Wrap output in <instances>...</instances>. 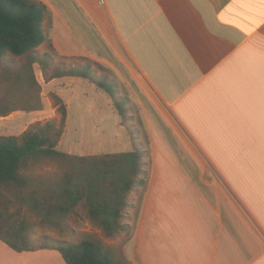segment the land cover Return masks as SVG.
Wrapping results in <instances>:
<instances>
[{
    "label": "crops",
    "instance_id": "0c3cea01",
    "mask_svg": "<svg viewBox=\"0 0 264 264\" xmlns=\"http://www.w3.org/2000/svg\"><path fill=\"white\" fill-rule=\"evenodd\" d=\"M40 1L63 60L86 57L112 71L148 133L147 184L135 189L143 188L137 211L133 200L126 210L131 238L117 259L264 264V0ZM52 82L87 83L110 108V129L90 150L121 153L137 141L133 122L128 130L114 97L90 79ZM0 264L67 263L56 249L18 252L0 239Z\"/></svg>",
    "mask_w": 264,
    "mask_h": 264
},
{
    "label": "trees",
    "instance_id": "16d2710c",
    "mask_svg": "<svg viewBox=\"0 0 264 264\" xmlns=\"http://www.w3.org/2000/svg\"><path fill=\"white\" fill-rule=\"evenodd\" d=\"M51 31L52 13L42 1L0 0V117L18 110L44 108L35 64L40 61L38 47L43 43L55 50ZM21 56L24 61L16 64L15 57ZM42 59L46 81L77 73L105 88L107 80L90 78V58L82 57L89 62L82 66L74 63L75 67L63 60L58 64L66 66V72L56 70L52 75L44 61H53V56L46 52ZM55 99L59 120L36 121L19 135H0V239L18 252L56 249L67 264H122L113 250L94 235L77 245L50 235L34 236L28 211L39 214L42 223L53 225L74 213L81 203L108 235L128 229L122 220L132 205L130 192L147 184V177L141 174H148L144 158L148 150L141 147V142H136L137 150L114 154L85 156L59 150L68 106L58 95ZM44 162L64 166L63 173H28L32 166Z\"/></svg>",
    "mask_w": 264,
    "mask_h": 264
},
{
    "label": "rangeland",
    "instance_id": "374dc122",
    "mask_svg": "<svg viewBox=\"0 0 264 264\" xmlns=\"http://www.w3.org/2000/svg\"><path fill=\"white\" fill-rule=\"evenodd\" d=\"M46 52H49L54 59L53 61H48L46 59L44 61L48 62V74L52 75L56 70L66 72L65 70H67V67L58 64L63 61L64 58L56 51V49H51L48 43H43L39 46L38 53L40 61L35 64V71L43 88L42 97L44 108L40 110L37 115H30V112L18 110L11 113L9 116L0 117V135H19L36 121L45 122L52 119L59 120L60 113L55 99V96L58 95L68 106L69 122L66 128L65 136L62 137L63 139H61L62 141L58 144L57 148L61 151L68 152L67 149H71L74 144H76L79 145L82 150L99 151L102 152V154H106L107 149H102L101 145L91 148L90 150L88 148V144L89 141L97 142V140H100L98 143H101L105 132L103 131V128H106V132L110 129L108 123L109 113H107L110 108L105 106L102 99L100 102L98 101L99 97L95 91L86 90L87 86H89L87 83L76 88H70V84L61 82L49 83V81H46L45 74L42 70L43 64L40 63L41 60H43V54ZM7 60H9V58L5 61ZM15 60L16 64H21L24 61V56L15 57ZM65 61H68V64L72 67H75L74 63H79L82 66V64L89 62L88 60L82 58L71 60L67 59ZM89 63L93 68V74L89 75L90 78L100 77L102 80H107L105 82V88L96 86L104 92L107 91L114 97V109L120 113L128 130L132 127L129 123L133 122L132 135L134 134V140L137 141H135V143L133 141L130 146L125 145L122 151L130 152L137 150L138 146L136 145V142H138V144L141 142V147L148 150L144 157L148 162V170L150 163L149 137L145 124L140 119L138 108L135 107L132 100L129 102L125 99L129 97V93L120 83H117L115 80L116 76L112 73V71L104 68L103 65L94 60ZM65 88H67V90H65V96L58 93V90L62 91ZM132 115L134 116L132 117ZM127 134L128 132L125 131L123 135L124 139L127 138ZM134 144L136 145V148H134ZM132 145L133 147L131 148ZM85 156L88 155L85 154ZM63 171L64 166L56 162H44L32 166L28 170V173L50 176L61 175ZM141 176L146 177L145 174H141ZM135 189L130 192V199L135 202V211H137V207H139L143 195V188L141 187V189ZM27 214L30 217L32 230L34 236L36 237L50 235L53 238L67 240L72 242L74 245H77L80 241L86 238V236L94 235L95 237L101 239L107 247H110L116 256L120 254V250H122L123 246L131 238L129 232L126 234L123 233V229L113 235H108L101 225L91 217L84 203L77 206L74 213L70 214L68 217L62 218L58 221V223L53 225L42 223V217L35 212L28 211ZM123 221L124 220H122V222Z\"/></svg>",
    "mask_w": 264,
    "mask_h": 264
},
{
    "label": "bare ground",
    "instance_id": "6f19581e",
    "mask_svg": "<svg viewBox=\"0 0 264 264\" xmlns=\"http://www.w3.org/2000/svg\"><path fill=\"white\" fill-rule=\"evenodd\" d=\"M80 20V19H79ZM82 25H83V23H81ZM79 28H81L80 26H79ZM77 29V28H76Z\"/></svg>",
    "mask_w": 264,
    "mask_h": 264
},
{
    "label": "built area",
    "instance_id": "2783aa9c",
    "mask_svg": "<svg viewBox=\"0 0 264 264\" xmlns=\"http://www.w3.org/2000/svg\"><path fill=\"white\" fill-rule=\"evenodd\" d=\"M103 2V0H101Z\"/></svg>",
    "mask_w": 264,
    "mask_h": 264
}]
</instances>
